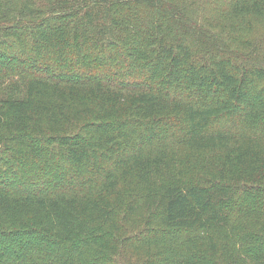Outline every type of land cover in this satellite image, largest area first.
Segmentation results:
<instances>
[{
	"label": "trees",
	"instance_id": "obj_1",
	"mask_svg": "<svg viewBox=\"0 0 264 264\" xmlns=\"http://www.w3.org/2000/svg\"><path fill=\"white\" fill-rule=\"evenodd\" d=\"M0 264H264V0H0Z\"/></svg>",
	"mask_w": 264,
	"mask_h": 264
}]
</instances>
